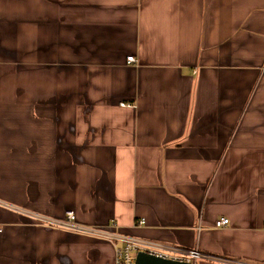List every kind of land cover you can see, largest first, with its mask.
<instances>
[{
  "label": "crops",
  "instance_id": "obj_1",
  "mask_svg": "<svg viewBox=\"0 0 264 264\" xmlns=\"http://www.w3.org/2000/svg\"><path fill=\"white\" fill-rule=\"evenodd\" d=\"M0 201L263 264L264 0H0ZM0 227V264H116Z\"/></svg>",
  "mask_w": 264,
  "mask_h": 264
},
{
  "label": "built area",
  "instance_id": "obj_2",
  "mask_svg": "<svg viewBox=\"0 0 264 264\" xmlns=\"http://www.w3.org/2000/svg\"><path fill=\"white\" fill-rule=\"evenodd\" d=\"M128 62L135 65L137 60L135 57H130ZM0 206L27 215L41 227L110 241L115 246L116 264H135L136 258L140 253L191 264H197L200 261H206L214 264H255L240 260H229L210 254L201 253L197 250H188L174 245L162 244L150 240L136 239L122 234L119 231L118 226L104 229L85 226L77 220L73 212H69L64 218H51L42 216L39 213L21 212L20 209L14 208L13 206L2 201H0ZM229 223L230 222L228 219H221L217 222V228H225L229 225ZM143 224L144 222L142 221L140 225ZM1 232L2 227H0V233Z\"/></svg>",
  "mask_w": 264,
  "mask_h": 264
},
{
  "label": "water",
  "instance_id": "obj_3",
  "mask_svg": "<svg viewBox=\"0 0 264 264\" xmlns=\"http://www.w3.org/2000/svg\"><path fill=\"white\" fill-rule=\"evenodd\" d=\"M135 264H191L181 261H173L163 258H158L145 253L138 254Z\"/></svg>",
  "mask_w": 264,
  "mask_h": 264
}]
</instances>
